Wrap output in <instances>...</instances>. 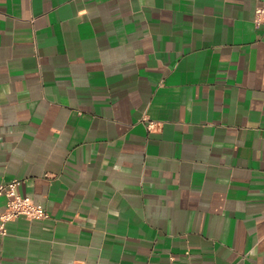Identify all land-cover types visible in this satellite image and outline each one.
<instances>
[{"label": "crops", "instance_id": "1", "mask_svg": "<svg viewBox=\"0 0 264 264\" xmlns=\"http://www.w3.org/2000/svg\"><path fill=\"white\" fill-rule=\"evenodd\" d=\"M261 6L0 0V264H264Z\"/></svg>", "mask_w": 264, "mask_h": 264}, {"label": "built area", "instance_id": "2", "mask_svg": "<svg viewBox=\"0 0 264 264\" xmlns=\"http://www.w3.org/2000/svg\"><path fill=\"white\" fill-rule=\"evenodd\" d=\"M256 15V23L258 26L264 24V6L258 7ZM157 123L151 121L150 129H154ZM21 179H14L8 183L0 185V197H7V206L1 213L0 217V234L8 233L7 223L20 216H26L29 219H46L50 217L49 211L42 205L35 202L29 196H25L19 192L22 185Z\"/></svg>", "mask_w": 264, "mask_h": 264}]
</instances>
